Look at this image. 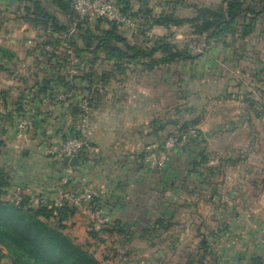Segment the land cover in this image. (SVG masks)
I'll use <instances>...</instances> for the list:
<instances>
[{
    "label": "crops",
    "instance_id": "obj_1",
    "mask_svg": "<svg viewBox=\"0 0 264 264\" xmlns=\"http://www.w3.org/2000/svg\"><path fill=\"white\" fill-rule=\"evenodd\" d=\"M148 2L156 13L164 9L162 4L156 9ZM18 7L17 0H0V60L4 66L0 84L7 82L0 87V167L9 175L8 192L16 185L57 191L63 171L57 150L72 129L75 104H42L41 117L32 130L25 134L15 130L19 114L15 102L21 97L22 110L35 104L36 82L54 72L48 71L46 61L40 66V75L11 68V62L16 65L43 56L36 44L29 43L30 38L47 39L11 36L12 30H20V35L37 32L16 18ZM152 29L164 35L175 26ZM127 37L140 46L151 44L146 36ZM182 41L180 45L195 51ZM2 48L9 49L10 57L2 58ZM91 58L83 54L80 74L108 75L93 85L86 132L89 147L80 157L69 189L97 195L112 218L108 229L124 234L137 228L132 216L138 211L147 213L152 193L165 203L169 195L186 216L180 226V264H264V110L253 96L264 78V15L251 36L213 43L189 60L150 69L134 63L119 68L104 60V55L92 64ZM55 83L52 87L60 89ZM77 83L84 86L89 82L80 78ZM172 120L198 121L192 128L199 129L201 141L195 147H175L168 169L158 173L143 162V154L149 144L167 137ZM182 167L185 174L179 188L174 176ZM162 205L157 220L163 217ZM176 209L175 205L168 210ZM78 211L91 218L86 209L76 207L69 218V227L75 231L84 223L79 222ZM153 227L155 231L161 228L156 222ZM3 253L4 248L0 264H8Z\"/></svg>",
    "mask_w": 264,
    "mask_h": 264
},
{
    "label": "trees",
    "instance_id": "obj_2",
    "mask_svg": "<svg viewBox=\"0 0 264 264\" xmlns=\"http://www.w3.org/2000/svg\"><path fill=\"white\" fill-rule=\"evenodd\" d=\"M17 2L19 7L16 18L25 22L29 29L39 31L41 36H47V39L38 41L35 47L47 57L45 61L49 66L48 71H54L47 74L42 82H36L38 85L32 96V101L35 100L33 105H39L41 95L53 89V81L62 87L80 89L83 93L92 95L96 79L102 80L108 74L98 76L95 72H90L81 75L79 72L69 80L63 73L72 60H75L73 65L80 71L81 59L85 53L92 55L90 59L92 64L104 55V60L114 62L119 68L127 63H134L150 69L160 64L193 59L202 53L194 51V48L188 45L179 46L173 43L172 32L153 35L150 37L149 46L131 43L119 23L104 18H81L73 9L71 0H17ZM113 2L120 6L123 13L136 20H143V26H149L151 29L154 26L171 28L189 25L200 45L204 44V50L212 43H225L230 37L237 41L251 36L256 30L259 18L264 15V0H223V5L217 6L191 4L189 0H165L166 8L159 13L154 12L148 0ZM178 6H192L195 14L190 17L178 15L176 11ZM72 28L74 32H71ZM145 33L143 30V34ZM47 44L56 48L62 46L63 51L71 49L73 58L70 59V53L56 54L47 50L45 47ZM1 52L2 58L11 55L7 48H2ZM158 53L161 56H156ZM3 68L0 60V69ZM80 78L89 83L79 86L77 80ZM15 104V109L19 110V113L26 110L21 109V97ZM9 120L13 121L12 113H9ZM197 122L172 120L168 123L170 130L167 137L159 138L155 142L161 144L172 136L183 134ZM196 132L189 142L193 147L198 146L201 141V132L199 129H196ZM2 143L0 140V145ZM81 159L75 167L80 166ZM65 168L63 167L62 176ZM72 180L59 188L69 189ZM9 186V175L0 167V251L2 248L6 249L2 256L7 257L10 264H104L93 252L76 243L66 233L68 228L66 221L75 213L76 207L69 204L61 208L43 206L29 203L27 199L20 204H14L6 199ZM94 202L102 205L97 195L94 196ZM156 224L166 228L162 218L158 219ZM114 229L116 228L109 230ZM99 232L93 228L90 235L96 237Z\"/></svg>",
    "mask_w": 264,
    "mask_h": 264
},
{
    "label": "built area",
    "instance_id": "obj_3",
    "mask_svg": "<svg viewBox=\"0 0 264 264\" xmlns=\"http://www.w3.org/2000/svg\"><path fill=\"white\" fill-rule=\"evenodd\" d=\"M71 2L73 9L81 18H104L119 23L123 29L134 32L143 29L147 36L152 37L154 35L153 29L149 28V26L140 27L138 21L130 15L123 13L120 6L114 3L113 0H71ZM74 31V28H72L71 32ZM181 37L183 36L177 34L176 39L180 38L181 40ZM178 41L172 38L173 43L179 44ZM37 42L38 40L34 37L29 39V43L31 44H37ZM45 47L51 52L61 54L59 52L60 47L56 48L50 44H47ZM61 49L64 48L61 47ZM200 52L203 51L200 50ZM66 53L71 54L70 59L73 58V51L71 49H68ZM72 61L70 62V66L63 71L69 80L78 74V69L73 65L75 60ZM40 99L41 103L39 102V105L29 106L24 112L18 114L15 123L17 133L25 134L34 128L41 117V113L39 112L40 105L73 101L76 106V112L72 129L59 145L57 152L62 160L65 156H69L70 158L74 156L81 157L89 145L86 132L91 114V95L83 93L80 89H68L61 86L60 89L53 88L49 92L42 94ZM196 133L195 128H190L183 134L168 138L164 143L159 144L154 142L149 144L146 147L143 162L158 171H164L169 165L171 151L175 147H187L191 137L196 135ZM76 173L75 166H66L61 178L62 186L68 184ZM94 196L92 192H73L67 188H60L57 191H40L31 185H16L11 192L6 194V199L14 204H20L27 199L29 203L43 206L61 208L69 204L77 208H84L93 217V227L100 231L109 226L110 216L105 206L94 202Z\"/></svg>",
    "mask_w": 264,
    "mask_h": 264
},
{
    "label": "rangeland",
    "instance_id": "obj_4",
    "mask_svg": "<svg viewBox=\"0 0 264 264\" xmlns=\"http://www.w3.org/2000/svg\"><path fill=\"white\" fill-rule=\"evenodd\" d=\"M150 2L152 6H154L156 9L160 7L159 4H162L163 7L166 8L165 0H150ZM189 2L191 4L197 3L200 5H211V6L223 5V0H192V1L189 0ZM176 11L178 15L187 16L192 11L194 12V8L192 6H178ZM137 21L140 27L143 26V20L139 19ZM123 30H125L124 34L127 36H132V39L133 37L135 38L136 36H146L150 38V36L143 34V29H141L138 32H134L128 29H123ZM18 31L20 30L17 31L12 30V33H10L11 36H41L40 35L41 33L39 31H37L33 35L31 33L24 35V32L22 30L21 32H23V35H20ZM169 32L173 33L172 34L173 39L179 40L178 41L179 46H180V38L176 39L177 34L183 36L181 37L182 38L181 40H183L182 42L187 41V43L190 44V46L195 47V51L197 52H200V50L204 51L203 49L204 44L200 45L199 41H197V37L192 34V28L189 25H185L182 27L175 26V29L173 31L169 30L168 33ZM153 34L157 35L154 33V31ZM37 40L39 39L37 38ZM23 47L26 49L25 46ZM36 51L39 54L40 51L38 48H36ZM59 52H61L62 54L66 51H63V49H61L60 47ZM34 54H36V52ZM34 58H31L29 61L25 60V61L16 62V65H13V62H11L10 63L11 68L17 67L19 69H22V72H25V74H31L32 72L35 71L40 75L42 71L40 66L41 64H44L43 62H45V58L44 56H39L38 58H36L37 60H35ZM79 72L80 71H78V73ZM261 81H262L261 83L262 88L260 86H256L258 89L257 88L255 89L253 96L256 97V99L259 101L261 108L263 109L264 108V78L261 79ZM2 82L3 84H0L1 88H3V86H6L7 84V82L5 81ZM188 145L191 146V143ZM170 158H171V153H170ZM168 167L169 165L164 171H158L156 169L157 170L156 172L164 173L168 169ZM176 172L177 173L174 176V178L177 180L174 182L177 183L178 187L180 188V179L183 178L185 174V169L182 167V169H177ZM60 186L62 187V184ZM87 192H91V191H87ZM151 195L153 200L151 202L148 201L147 213L145 214V212L138 211L135 212L134 215L132 216V219L136 220L135 222L137 224V228L131 231L132 233L130 234L128 233L124 234L122 232L120 233V230L117 229L114 230L108 229V227L111 224L112 218L110 213L108 212L109 209H107L106 206H105L106 211L110 216V224L105 229L100 230L99 234L96 237L90 235V230L94 228L93 217L91 216V218H89L82 211H78L79 214L78 216L81 218L79 222H84L81 223L82 228L81 229L79 228L76 231L72 230L71 227H69L70 220H67L66 224L68 228L66 229V233H68L76 243L88 249L89 251L93 252L95 256L99 260H101L104 264H120L121 262H127V261H129L127 264H180V226H181L182 218H186V216L181 215L183 213L182 210H184V208L180 209V204H176L172 202L169 195H168L169 199L168 201H166L167 203L163 201H157L156 198L153 196L155 195V193H152ZM190 200L192 199L190 198ZM161 205L163 212L162 220L166 228L161 227L158 228L157 231H155L153 229L154 228L153 225H155V222L157 221V218L159 216V214H157L159 212L158 206ZM175 205L177 206L176 211L168 210L170 207L172 206L174 207ZM124 227H125L124 225L123 226L119 225L118 228L124 230ZM106 229H108V231H106ZM140 235H142L144 239L140 238ZM128 241H131L130 244H127ZM8 264H10V262Z\"/></svg>",
    "mask_w": 264,
    "mask_h": 264
},
{
    "label": "water",
    "instance_id": "obj_5",
    "mask_svg": "<svg viewBox=\"0 0 264 264\" xmlns=\"http://www.w3.org/2000/svg\"><path fill=\"white\" fill-rule=\"evenodd\" d=\"M80 163V157L79 156H74L70 158L69 156H65L62 160V166H76Z\"/></svg>",
    "mask_w": 264,
    "mask_h": 264
}]
</instances>
